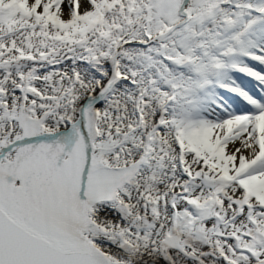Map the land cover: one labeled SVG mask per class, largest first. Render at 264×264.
Instances as JSON below:
<instances>
[{"label": "snow or ice", "instance_id": "obj_1", "mask_svg": "<svg viewBox=\"0 0 264 264\" xmlns=\"http://www.w3.org/2000/svg\"><path fill=\"white\" fill-rule=\"evenodd\" d=\"M0 264H264V0H0Z\"/></svg>", "mask_w": 264, "mask_h": 264}]
</instances>
